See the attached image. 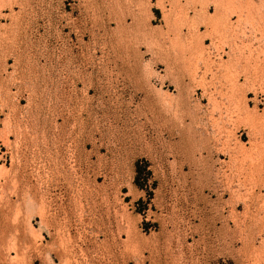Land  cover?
<instances>
[{"label": "rangeland", "instance_id": "374dc122", "mask_svg": "<svg viewBox=\"0 0 264 264\" xmlns=\"http://www.w3.org/2000/svg\"><path fill=\"white\" fill-rule=\"evenodd\" d=\"M0 264H264V0H0Z\"/></svg>", "mask_w": 264, "mask_h": 264}, {"label": "bare ground", "instance_id": "6f19581e", "mask_svg": "<svg viewBox=\"0 0 264 264\" xmlns=\"http://www.w3.org/2000/svg\"><path fill=\"white\" fill-rule=\"evenodd\" d=\"M210 21V20H209ZM208 23V22H207ZM208 25V24H207Z\"/></svg>", "mask_w": 264, "mask_h": 264}]
</instances>
